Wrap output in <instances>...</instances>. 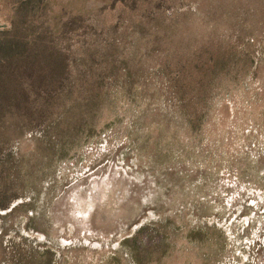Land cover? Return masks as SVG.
I'll list each match as a JSON object with an SVG mask.
<instances>
[{
	"label": "rangeland",
	"instance_id": "rangeland-1",
	"mask_svg": "<svg viewBox=\"0 0 264 264\" xmlns=\"http://www.w3.org/2000/svg\"><path fill=\"white\" fill-rule=\"evenodd\" d=\"M0 264H264V0H0Z\"/></svg>",
	"mask_w": 264,
	"mask_h": 264
}]
</instances>
